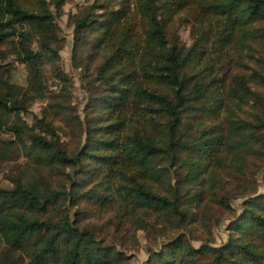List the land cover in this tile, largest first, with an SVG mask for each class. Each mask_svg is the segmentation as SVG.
Listing matches in <instances>:
<instances>
[{
  "label": "trees",
  "instance_id": "16d2710c",
  "mask_svg": "<svg viewBox=\"0 0 264 264\" xmlns=\"http://www.w3.org/2000/svg\"><path fill=\"white\" fill-rule=\"evenodd\" d=\"M53 4L56 12L62 10L60 0H0V70L11 56L28 69L25 90L0 71V131H10L33 161V176L0 188V237L5 242L0 264H130L124 243L104 235L103 226L85 223L81 215L83 202L107 203L101 187L113 182L123 207L152 212L179 230L174 239L150 250L144 264L261 263L264 251L238 237L220 247H197L182 232L192 208L200 204L190 194V175L180 169L195 162L193 172H199L201 160L217 158L218 150L235 141L245 142L252 156L264 157V94L239 75L226 84L215 69L231 52L263 66L264 0H96L81 7L70 23L73 59L84 50L87 56L89 49L88 56L97 61L87 89L89 108L99 105L116 114L98 126L86 125L66 101L70 79L59 66L57 43L62 39ZM181 13L197 24L190 47L167 34V24ZM48 62L65 83L61 93L51 95L52 111L64 112V119L86 135L74 151L45 118L30 125L21 116L35 96L45 95ZM75 64L90 69L80 60ZM257 71L264 81V71ZM235 104L240 109L250 104L249 116L238 118ZM223 105L228 112L224 124L194 125L196 118L217 114ZM59 166L73 171L63 170L65 180L54 187L45 169L57 172ZM228 167L237 178V194L212 185L211 199L229 206L232 198L248 196L230 228L256 234L264 247V192L258 193V179L250 177L242 160L236 164L233 157ZM74 171L83 176L77 179Z\"/></svg>",
  "mask_w": 264,
  "mask_h": 264
},
{
  "label": "rangeland",
  "instance_id": "374dc122",
  "mask_svg": "<svg viewBox=\"0 0 264 264\" xmlns=\"http://www.w3.org/2000/svg\"><path fill=\"white\" fill-rule=\"evenodd\" d=\"M55 0H52V2ZM62 10L56 12L54 4L52 10L56 12L57 22L60 27L61 41L57 43L61 47L60 68L68 74L70 81L67 82L66 101L71 102L79 116L89 126L106 125L113 121L116 114L103 106H95L89 108L88 87L94 79V66L97 61L93 57L87 56L84 50L80 56L73 59V48L75 44L74 27L70 23V17L79 13L81 7H89L96 0H60ZM100 12V10H97ZM197 24L191 15L181 13L174 15L167 24V34L171 40L178 37L183 45L190 47L193 45L196 36ZM87 57V58H86ZM75 60H80L84 65L90 64V69L85 71L83 67H78ZM222 65L215 67L219 71L220 77L230 83L235 75L245 77L248 85L255 91L264 94V81L258 78V71H264V64L257 62L256 59L247 55H238L236 53H226V61ZM1 72L5 76L11 75V81L18 85L19 88L25 90L28 83L27 66L20 60L11 56L6 62L1 64ZM56 69L51 62L45 64L44 75L48 89L44 96H35L28 104V110L24 111L21 116L30 125L36 118H45L50 122L59 133L64 146L71 151L78 149L86 140V135H82L81 131L76 128L74 121L65 120V113L59 112L55 114L51 107V95L55 92L61 93L65 83L58 80L55 76ZM225 104V102H224ZM235 104L234 109L238 114V118L249 116L251 111L250 104ZM223 105L222 109L214 115H202L196 118L194 125H204L211 127L213 125L224 124L228 112ZM14 116L11 117L12 123L15 121ZM94 121V122H93ZM10 125V124H9ZM229 147L228 145L217 151V158H211L209 162L201 160L200 171L195 172L197 164H185L180 170L183 174H189L188 180L190 194H195V202L200 205L192 208V214L185 223L182 232L189 233L191 239L197 247L201 244L208 243L213 247L224 246L228 243L231 236L238 237L244 242H249L264 251L263 244L256 234L252 232L242 231L236 232L232 228L233 222L242 212V205L245 197H235L230 200L229 206L219 205L211 199L210 191L212 185L216 190L227 193L230 196L237 194L235 190L237 178L230 174L228 164L235 157L236 164L242 160L244 166L248 167L250 177L258 179V193L264 192V157L252 156L251 152L246 148L245 142L235 141ZM195 160V159H194ZM193 160V161H194ZM191 163V161L189 162ZM90 168H80L86 170ZM57 172L46 167L45 173L51 179L54 187H59L65 172H72V169L60 167ZM194 170V172H193ZM74 176L79 179L83 174L74 171ZM78 174V175H77ZM33 176V161L28 156L23 146L16 142L15 136L10 131H0V188H12L15 180H23L26 177ZM96 178V177H95ZM101 187L106 193L109 200L106 204L97 201L83 202L80 210L85 223L98 224L103 226L104 235L115 237L124 243L123 250L131 258L130 264H144L149 257V251L159 248L163 243L174 239L179 230L167 225L160 216L154 215L152 212H133L131 208L123 207L117 190V183H109ZM154 187H161L155 184ZM205 205V206H204ZM75 206L72 211H76ZM5 242L0 237V252L4 249ZM235 263V262H234ZM232 264V263H231ZM251 264V263H248ZM259 264H264V259Z\"/></svg>",
  "mask_w": 264,
  "mask_h": 264
}]
</instances>
